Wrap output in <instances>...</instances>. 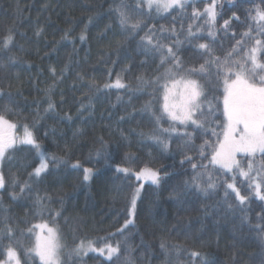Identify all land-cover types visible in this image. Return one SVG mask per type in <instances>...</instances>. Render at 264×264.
<instances>
[{
	"label": "trees",
	"instance_id": "1",
	"mask_svg": "<svg viewBox=\"0 0 264 264\" xmlns=\"http://www.w3.org/2000/svg\"><path fill=\"white\" fill-rule=\"evenodd\" d=\"M210 2L192 0L190 5ZM122 3L132 22L144 18L129 38L119 25L117 9ZM216 5L215 41L205 30L198 33L201 39L189 43L180 29L183 25L186 30L192 21L183 12L146 15V8L137 9V0H0V114L20 127L27 125L46 152L67 161L59 166L50 162L39 178L30 177L39 165L35 151L19 143L9 150L0 169L7 184L0 189V252L9 244L18 250L21 245L31 247L34 238L26 230L48 219L61 233L64 264H106L97 253L75 256L72 250L80 240L116 233L130 218L131 195L143 183L134 226L110 241L121 243L120 257L112 264H128L129 260L131 264H260L264 240L257 226H264V201L239 181L241 194L249 199L238 205L234 194L230 195L231 209L224 202L223 187L207 195L185 188L186 181L203 171L193 170L192 164L208 163L201 161L199 147L205 140L215 141L213 128L205 134L180 127V131L193 133L192 140L186 142L187 137L178 135L169 150L149 138L154 130L168 128L167 122L155 123L154 107L162 92H156L152 84L167 66H160L159 53L146 54V41L141 37L154 34L161 43L171 44L179 36L184 43L178 56L185 66L198 67L204 59L195 45L210 43L213 52L219 53L222 44L240 40L250 30L258 8L264 10V0H216ZM225 20L229 21L227 29L222 27ZM197 24L204 25L203 19ZM173 27L176 36L160 32ZM9 34L13 41L3 48ZM118 78L127 87H104ZM141 79L149 84L141 86ZM202 79L209 96L221 93L216 77L211 78L213 82ZM49 100L55 109L46 112ZM149 102L151 109L143 110ZM104 153L109 154L107 163ZM189 156L191 162L186 159ZM77 161L80 167L72 168ZM261 163L257 157L254 167ZM117 166L132 172L144 167L159 170L161 183L138 181L132 172H118ZM84 168L93 169L88 182L83 181ZM208 171L218 185L226 179L211 167ZM15 173L27 186L14 182ZM43 205L49 213L40 211ZM68 219L75 221L76 230ZM6 224L14 230L11 240L4 235ZM192 252L199 257H192Z\"/></svg>",
	"mask_w": 264,
	"mask_h": 264
},
{
	"label": "snow or ice",
	"instance_id": "2",
	"mask_svg": "<svg viewBox=\"0 0 264 264\" xmlns=\"http://www.w3.org/2000/svg\"><path fill=\"white\" fill-rule=\"evenodd\" d=\"M191 2L192 0H137V9L146 8L148 10L145 13L146 15H151L152 12L157 15L172 11L183 12ZM126 7L127 5L122 3L121 9H117L119 25L122 29L135 32L140 28L141 21L137 20L133 23L130 15L122 10ZM216 7V0H211L202 11L193 8L191 19L194 22L203 19L204 25L190 23L186 30L181 25L180 31L184 34L185 40L191 43L192 40L201 39L202 37L198 33L206 30L208 38L215 41ZM253 19L259 23L261 29H264V10L257 9ZM228 26L229 21L225 20L222 27L227 29ZM165 31H170L173 36H176L175 27L160 29L161 33ZM260 34L264 35V32ZM84 38L83 35L80 36L81 40ZM246 38H251L249 32L241 35V39L236 41L233 48L225 54L223 60L214 54L210 43L195 45L194 47L197 50H202L200 56L204 59V62L197 67L196 65L185 66L178 56L177 53L184 43L179 36H176L171 44L161 43L159 39L155 38L154 34L141 37L142 41H146L144 44L146 54L149 52L159 53L160 66L168 65L165 72L152 81L155 91L162 92V103L153 112V116L157 125L165 117L171 123L169 128L154 130L149 137L162 144L164 150H167L169 145L160 139L162 135H168L170 138L172 133H177L187 137L186 142L192 140L193 133L186 131L180 133V127L185 129L191 127L194 133L200 130H204L205 134L208 133L209 122L207 116H214L215 112L219 110V100L218 97L214 96L213 100H217V104L213 105L208 102L204 85L198 78L209 75L212 66H216L217 85L218 87L222 86L220 95L222 96L223 120L218 124L221 131L217 132L213 128L211 135L215 137V141L205 140L200 145L199 155L201 161L207 160L208 163L192 164L193 170L199 168L203 171L193 175L190 181H186L185 188H193L207 195L209 192H215L218 187H223L224 202L228 203V197L234 194V199L238 202V205H244L249 199L248 196L241 194L237 184L238 181L246 183L249 188L254 190L255 196L264 201V42L256 39L254 46L245 49L244 40ZM12 41L13 36L9 34L4 38L2 47L7 48ZM236 57L240 58L237 59ZM148 84V81L141 79V86H147ZM104 87L123 89L127 86L118 78L113 84H105ZM117 99L120 98L117 97ZM205 102H208L209 110L207 114L203 109ZM151 107V102H149L143 110H150ZM54 109V103L49 100L48 108L45 111H54ZM66 118L70 120L71 116H66ZM216 119L218 120L219 117H216ZM16 128L15 123L0 114V161H3L6 155L9 154V150L14 149L19 143L30 145L39 158V165L33 169L30 177L39 178L42 173L47 171L50 162L56 166L61 163L67 164L66 160L50 155L43 150L27 125L23 126V136L19 138L14 135ZM100 155L101 153L97 152V156ZM257 157L260 158L262 163L258 167H254ZM104 159L107 163L109 154L104 153ZM126 159H131V157H126ZM186 159L191 162L192 157L189 156ZM71 167L79 168V161L72 164ZM210 167L213 171H219L226 177L221 185H218L213 178V172L208 171ZM116 170L125 174L132 172L127 167L117 166ZM92 174V168H84L83 181H90ZM132 174L138 181H151L152 184L157 186H159L162 179L159 170L150 167L141 168L139 171L132 172ZM5 183V177L0 172V188H4ZM143 187L144 185L141 183L133 191L130 198V218L125 220L116 233H111L108 237H102L98 240H80L79 244L72 250V255L81 256L87 255L89 252L98 253L105 258L106 264H112L114 258L119 259L121 243L119 240H116L115 244L110 241L117 235H123L130 225L134 226L133 218L136 213L137 199ZM20 191L23 192L24 187H21ZM40 199L38 198V203ZM232 207L233 205L228 203V208L231 209ZM5 228L6 233L4 235L11 240L14 236V230L7 224ZM257 230L262 233L261 239L264 240V226H257ZM26 231L34 238L32 246L24 248L21 245L18 250L9 244L6 249L0 252V255L4 256V259L0 260V264H28L29 261L36 264L37 260L39 264H64L61 256L64 245L61 242L60 232L58 227L55 226V222H53V225L47 222L37 223ZM0 238L3 237L0 236ZM98 244L100 246H97ZM161 248H165L163 242ZM199 255L198 252L191 253L192 257H199ZM128 264H131L130 260ZM204 264H211V262L204 261ZM260 264H264V258L260 260Z\"/></svg>",
	"mask_w": 264,
	"mask_h": 264
},
{
	"label": "rangeland",
	"instance_id": "3",
	"mask_svg": "<svg viewBox=\"0 0 264 264\" xmlns=\"http://www.w3.org/2000/svg\"><path fill=\"white\" fill-rule=\"evenodd\" d=\"M193 1H196V0H193ZM207 4H202L200 7L198 6V4H195L194 6H192V5H189V6H187L186 7V9L183 11V16L184 17H186V18H188V19H190L191 21H192V23L193 24H197V22H199L200 20H198V21H193L192 19H191V13H192V10H193V8H196V9H200L201 11L204 9V7L206 6ZM259 10H261L260 8H258ZM216 12H217V14H218V8L216 7ZM170 13V12H169ZM161 14H167V13H161ZM255 14H256V11H255ZM254 14V15H255ZM139 21H141V25L143 24V21H144V18H139ZM134 23V22H133ZM203 24H204V20H203ZM250 24V26H249V33H250V36H251V38L250 39H245L244 40V47H245V49H249V48H251L252 46H254L255 45V40L256 39H260L261 41H262V39L261 38H258V37H262L261 36V34L259 35V34H256L255 32L257 31V29H259L260 27H259V23L258 22H256V21H252L251 23H249ZM258 33H260L259 31H257ZM133 35V32L132 31H129V30H126V37H131ZM263 42V41H262ZM236 44V41H234V40H232V42H230L229 44H222V47H221V50H220V52L219 53H214L216 56H219L220 58H221V60H223L224 59V57H225V54L226 53H228L232 48H233V45H235ZM211 46V45H210ZM212 47V46H211ZM237 59H239L240 57H236ZM204 62V61H203ZM202 62V63H203ZM167 67H168V65H166ZM166 67V68H167ZM215 73H216V66L215 65H213L212 66V68L210 69V72H209V75H207V76H205L204 78L205 79H207L209 82H213V80H211V78H213V77H216L215 76ZM198 79H200V82L204 85V91H205V94L207 95V100H208V102H211L213 105H215V104H217V100H213V97L212 96H209L208 95V92H207V90H208V88H207V85H206V81H204L202 78H198ZM161 83H163V81H161ZM217 88H219V87H217ZM221 93H222V86H221ZM216 97H218V98H220L221 100H219V103H220V106H219V110L218 111H216L215 112V115L214 116H212V115H209V116H207V120H208V130L209 129H212V128H214L215 130H217V129H219L220 127H218V124L220 123V121H222L223 120V116H222V108H223V105L221 104L222 103V96L221 95H219V96H216ZM162 98V97H161ZM208 102H205L204 104H203V109H204V111H205V113L207 114L208 113ZM160 103H162V99L160 100V102H159V104L156 106V107H154V109H156V108H158L159 106H160ZM216 117H219V119L217 120L216 119ZM160 122H167L168 123V128H169V126H170V121H168L167 120V117H165L163 120H161ZM12 123H15L16 125H17V128L14 130V135L17 137V138H19V137H22L23 136V127H20V126H18V124L16 123V122H12ZM30 129V128H29ZM31 130V129H30ZM32 131V130H31ZM180 131V130H179ZM221 131V130H220ZM219 131V132H220ZM184 131H180V133H183ZM32 133L34 134V132L32 131ZM178 135H181V134H177V133H172L171 134V137L169 138L168 137V135H162V136H160V139L161 140H163L165 143H167L168 145H169V147H168V149L167 150H169V148H170V145H171V142H172V140H173V138L174 137H176V136H178ZM167 137H168V141H166L167 140ZM162 145V144H161ZM163 146V145H162ZM42 149L43 150H45V148L44 147H42ZM47 153H48V151H47ZM4 161V160H3ZM3 161H0V169H3ZM14 175H16V176H14V182L17 184V185H19V186H25L26 184H22L20 181H19V178H18V174L17 173H15ZM30 176V175H29ZM150 183H151V181H149ZM28 184H30V185H32V181H28L27 182ZM161 183V182H160ZM5 185H7L6 183H5ZM30 188V187H29ZM0 189H2V188H0ZM142 191H143V188L141 189V192H140V196H141V194H142ZM252 192H253V196H254V190H252ZM44 196H46L48 199L50 198L48 195H46V194H44ZM140 196H139V198H140ZM93 197V196H92ZM41 198H42V196H41ZM139 198L137 199V202H138V200H139ZM43 199V198H42ZM41 212H43V214H46V213H49V210L48 209H45V206L43 205V209H41L40 210ZM134 219V218H133ZM70 220L71 219H68V221L70 222ZM40 222H38V223H42V222H47V223H49L50 225H52L50 222H49V220L48 219H41V220H39ZM71 224L73 225V229L74 230H76V228H75V221H72L71 220ZM60 232V231H59ZM60 236H61V233H60ZM61 242H62V236H61ZM25 244H28V242L26 241L25 242ZM62 244H63V242H62ZM99 246V245H98ZM127 252L129 251V248L126 250ZM64 252H65V250H64V247H63V249H62V253H61V256H62V258H63V254H64ZM90 253V252H89ZM98 254V253H97Z\"/></svg>",
	"mask_w": 264,
	"mask_h": 264
}]
</instances>
